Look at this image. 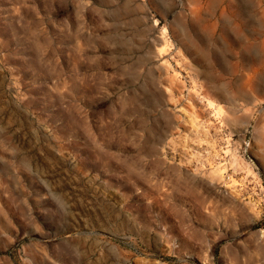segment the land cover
<instances>
[{
  "label": "rangeland",
  "instance_id": "obj_1",
  "mask_svg": "<svg viewBox=\"0 0 264 264\" xmlns=\"http://www.w3.org/2000/svg\"><path fill=\"white\" fill-rule=\"evenodd\" d=\"M0 264H264V0H0Z\"/></svg>",
  "mask_w": 264,
  "mask_h": 264
}]
</instances>
